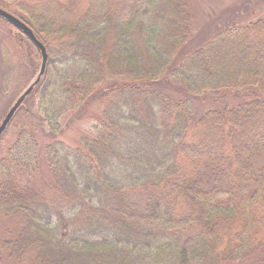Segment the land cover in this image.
Here are the masks:
<instances>
[{
  "label": "trees",
  "instance_id": "trees-1",
  "mask_svg": "<svg viewBox=\"0 0 264 264\" xmlns=\"http://www.w3.org/2000/svg\"><path fill=\"white\" fill-rule=\"evenodd\" d=\"M190 1L0 0L48 49L24 102L53 133L0 160V263L264 264V18L194 45ZM101 95L94 136H56Z\"/></svg>",
  "mask_w": 264,
  "mask_h": 264
},
{
  "label": "rangeland",
  "instance_id": "rangeland-1",
  "mask_svg": "<svg viewBox=\"0 0 264 264\" xmlns=\"http://www.w3.org/2000/svg\"><path fill=\"white\" fill-rule=\"evenodd\" d=\"M189 9L192 26L195 28L194 35L198 40L194 45L203 43L210 34L217 33L221 28L247 25L251 20L264 18V0H191ZM207 35L208 37L205 38ZM40 65L41 57H37L36 52L30 49L16 29H13L3 18L0 19V123L19 95L35 78ZM163 88L172 89L165 84ZM228 98H219V104L222 100L229 101ZM208 100L205 98L201 102L203 104L201 107L208 108L211 105ZM106 102V98L101 95L63 115L58 120L59 132L56 136L72 145H75L83 135L92 136L93 127L101 116ZM23 104L0 138V160L6 156L9 146L23 127L30 128L35 124L38 130H43L38 137L41 143L52 140L49 135L53 133L49 124L36 116L39 96L34 94ZM230 104H236V100L231 99ZM7 226L9 222L0 221V238L3 229ZM0 264L12 263L4 260Z\"/></svg>",
  "mask_w": 264,
  "mask_h": 264
},
{
  "label": "water",
  "instance_id": "water-1",
  "mask_svg": "<svg viewBox=\"0 0 264 264\" xmlns=\"http://www.w3.org/2000/svg\"><path fill=\"white\" fill-rule=\"evenodd\" d=\"M0 17L5 19L7 22L15 26L17 29H19L22 34H25L29 37V39L36 45V47L39 49L41 54V65L40 69L35 76V78L32 80V82L25 88V90L19 95V97L16 99L14 104L10 107L8 112L6 113L5 117L0 123V138L2 137L3 133L6 131L8 125L12 121L13 117L15 116L17 110L20 108V106L23 104L25 99L28 95L31 94V92L34 90L35 86L39 84L41 81L43 75L46 72V68L49 62V53L46 45L38 38L34 30L21 18L13 14L12 12L6 10L5 8L0 6Z\"/></svg>",
  "mask_w": 264,
  "mask_h": 264
}]
</instances>
